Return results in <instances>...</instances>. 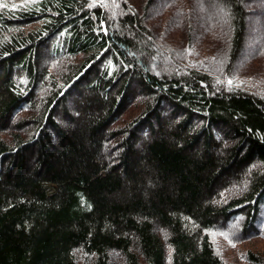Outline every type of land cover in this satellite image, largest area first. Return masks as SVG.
<instances>
[{
  "label": "trees",
  "instance_id": "trees-1",
  "mask_svg": "<svg viewBox=\"0 0 264 264\" xmlns=\"http://www.w3.org/2000/svg\"><path fill=\"white\" fill-rule=\"evenodd\" d=\"M0 3V264H223L209 233L264 241V0Z\"/></svg>",
  "mask_w": 264,
  "mask_h": 264
},
{
  "label": "rangeland",
  "instance_id": "rangeland-1",
  "mask_svg": "<svg viewBox=\"0 0 264 264\" xmlns=\"http://www.w3.org/2000/svg\"><path fill=\"white\" fill-rule=\"evenodd\" d=\"M165 0H158V3L156 5V10L157 11ZM3 7H13L12 5H6V3H0V9ZM211 11L218 13L220 10L218 7L210 8ZM251 24V25H250ZM249 25L252 27H262L259 23L256 21L252 20L249 21ZM162 36L170 43L175 44L176 46H181L180 45V37L175 36L173 33H163ZM253 37V35L251 34ZM213 40H208L203 44L200 42L197 43L198 48L197 51H188L187 55L190 61L192 62H201V61H206L210 60V53L208 48L205 46L207 43H215V41L219 42V39H217L216 35L213 37L210 36ZM215 40V41H214ZM219 53V51H217ZM251 40L247 39L243 53H242V58H246L251 54ZM216 54V53H215ZM47 58V57H46ZM45 62V61H44ZM249 81V80H248ZM233 82V81H232ZM244 87V86H242ZM91 169L96 168V162L92 160L91 162ZM238 226H233L231 229H229V226H224L227 228H222L224 230H228L227 232H222V231H215L209 233V237L211 239V242L213 243L215 253L221 260L223 264H254L251 260L250 257H256L259 259L261 258L260 255H262V259L264 262V241L261 239H258L257 236L254 234H246L243 235V230L242 228ZM223 227V226H221ZM260 229V228H259ZM226 233V234H224ZM238 240H241V243L238 242ZM243 241V242H242ZM76 259H77V264H83V261L85 260L82 254L79 251H76L74 253Z\"/></svg>",
  "mask_w": 264,
  "mask_h": 264
}]
</instances>
